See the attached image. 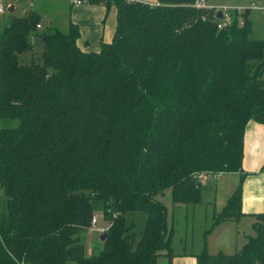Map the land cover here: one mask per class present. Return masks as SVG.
<instances>
[{
  "label": "trees",
  "instance_id": "16d2710c",
  "mask_svg": "<svg viewBox=\"0 0 264 264\" xmlns=\"http://www.w3.org/2000/svg\"><path fill=\"white\" fill-rule=\"evenodd\" d=\"M100 1L117 13L98 51L78 46L72 22L41 29L33 10L0 31V119L17 121L0 127V264H170L158 197L199 204L193 175L242 174L245 127L264 125V39L249 37L247 11L217 29L212 9L187 0ZM92 200L109 226L85 257ZM240 204L241 183L214 223L238 219ZM134 212L146 216L139 240ZM253 218L238 251L197 264H264V213Z\"/></svg>",
  "mask_w": 264,
  "mask_h": 264
},
{
  "label": "crops",
  "instance_id": "0c3cea01",
  "mask_svg": "<svg viewBox=\"0 0 264 264\" xmlns=\"http://www.w3.org/2000/svg\"><path fill=\"white\" fill-rule=\"evenodd\" d=\"M157 4L158 0H138ZM264 3V0H260ZM13 12H15V5ZM66 15L60 24L56 18L49 22L62 31H66L72 22L78 26L79 38L78 46L83 51H98L100 42H110L113 38L116 26V7L113 2L100 1L97 3H86L83 5H73L69 1L66 4ZM37 12V11H36ZM38 13V12H37ZM39 14V13H38ZM60 21V20H59ZM43 27V24L41 28ZM223 177L218 184L217 180L213 191L214 200L204 201L201 187L208 188L209 180L204 179L200 184L201 201L199 204L208 203L212 207L211 217H215L223 211L229 198L241 183V204L240 210L243 214L238 219H228L217 223L213 230L218 232L217 241L214 243V253L209 255L228 254L236 251L240 245L246 242L247 236L252 234L253 215L264 213V125L255 121H249L245 127L243 137V160L242 174L223 173ZM221 175V174H216ZM223 176V175H222ZM215 177V176H214ZM217 182V183H216ZM218 192L220 198L218 200ZM172 249V248H171ZM170 264H197V253H174ZM207 253V251H206ZM165 260V262L163 261ZM157 264H167L164 257Z\"/></svg>",
  "mask_w": 264,
  "mask_h": 264
},
{
  "label": "rangeland",
  "instance_id": "374dc122",
  "mask_svg": "<svg viewBox=\"0 0 264 264\" xmlns=\"http://www.w3.org/2000/svg\"><path fill=\"white\" fill-rule=\"evenodd\" d=\"M69 0H2L5 10L0 13V31L10 24L13 16H26L31 10L37 11L40 15L43 29L49 26V22L56 18L60 24L61 20L67 14L66 4ZM211 6H250L251 3H262L260 0H206ZM9 4L15 5V12H9L7 7ZM232 14L234 10L230 11ZM240 16V15H239ZM246 16L251 19L250 38L264 39V11L249 10ZM242 18L241 16L239 17ZM60 20V21H59ZM42 29V28H41ZM34 54H38L40 49L36 48ZM29 54H27L28 60ZM264 77V69H263ZM17 121L10 118H1L0 127H14ZM223 175V176H222ZM227 174L215 175V177L206 178L209 180L208 188L201 187V193L204 201L214 200L213 191L215 183L211 180H217L220 183ZM217 183V182H216ZM220 192H218V200ZM158 200L166 207L167 225L171 231V248L174 253H197L201 254L207 251V254H213L214 243L217 241L218 232L213 230L216 224L211 217L212 207L208 203L202 204H175L172 202L171 195L168 192L164 196H159ZM2 200L0 199V205ZM93 217L96 218V225L87 231H81L78 235L79 242L84 246L85 257H91L99 254L103 249V242L100 235L108 228L109 222L104 218L103 202L100 200H92ZM126 222L133 225V232L136 240H139L143 234L146 222V216L142 212H134L126 215ZM242 245L238 247V251ZM231 251L228 254H233ZM227 254V253H226ZM160 256L158 261H162ZM165 262V260H163Z\"/></svg>",
  "mask_w": 264,
  "mask_h": 264
},
{
  "label": "built area",
  "instance_id": "2783aa9c",
  "mask_svg": "<svg viewBox=\"0 0 264 264\" xmlns=\"http://www.w3.org/2000/svg\"><path fill=\"white\" fill-rule=\"evenodd\" d=\"M0 0V13H2L5 8ZM69 2L73 5L79 6L86 3H89L90 0H69ZM188 5H191L195 8H204V9H212L214 21L216 22L217 29H221L224 26L230 25L233 23L234 16L238 17V23L242 24V14L249 10H257V11H264V3L257 4L256 2L251 3L250 6H236V7H229V6H211L207 3L206 0H187L186 2ZM234 10L235 13L232 14L230 11ZM218 11L221 12V18L217 17ZM240 15V16H239ZM37 27H40V24H37ZM216 174L212 173H196L193 175V179L196 182V187H199V184L206 178L214 177ZM96 225V218H92L91 220V227Z\"/></svg>",
  "mask_w": 264,
  "mask_h": 264
},
{
  "label": "water",
  "instance_id": "95a60500",
  "mask_svg": "<svg viewBox=\"0 0 264 264\" xmlns=\"http://www.w3.org/2000/svg\"><path fill=\"white\" fill-rule=\"evenodd\" d=\"M13 8H14V6H13V5H10V6L7 7V10H8L9 12H13ZM217 17H218V18H221V12H220V11H218V13H217ZM162 196H163V195H162ZM105 239H106V233L103 232V233L100 235V240H101L102 242H104Z\"/></svg>",
  "mask_w": 264,
  "mask_h": 264
}]
</instances>
